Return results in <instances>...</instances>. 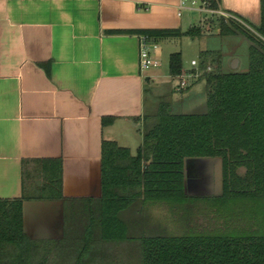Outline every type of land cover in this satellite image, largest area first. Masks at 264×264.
<instances>
[{
  "label": "trees",
  "instance_id": "obj_1",
  "mask_svg": "<svg viewBox=\"0 0 264 264\" xmlns=\"http://www.w3.org/2000/svg\"><path fill=\"white\" fill-rule=\"evenodd\" d=\"M259 1L255 35L232 21L216 25L219 37L248 41L245 72L222 71L215 52L199 55L205 113L174 114L169 104H160L143 116L135 155L102 142L101 195L91 208L87 242L69 264H264V0ZM209 7L218 9V1L209 0ZM202 33L200 24L185 32H110L145 36L155 44ZM208 63L210 72H204ZM181 72L180 54H171L169 76ZM112 122L102 118L104 126ZM188 159L220 161L219 196L186 194ZM61 185L60 160L22 162L21 197L0 200V264H63L57 252L67 240L31 241L22 224L23 202L64 201Z\"/></svg>",
  "mask_w": 264,
  "mask_h": 264
},
{
  "label": "crops",
  "instance_id": "obj_2",
  "mask_svg": "<svg viewBox=\"0 0 264 264\" xmlns=\"http://www.w3.org/2000/svg\"><path fill=\"white\" fill-rule=\"evenodd\" d=\"M217 1L219 10L258 27L259 0ZM179 4L0 0V200L21 197L23 161L60 160L62 167L64 201L22 204L29 240H65L74 230L69 210L98 205L102 142L131 153L130 135L141 128L146 111L145 90L161 84L159 66L139 70V36L110 32H183L191 12L178 15ZM102 118L113 122L104 126Z\"/></svg>",
  "mask_w": 264,
  "mask_h": 264
},
{
  "label": "rangeland",
  "instance_id": "obj_3",
  "mask_svg": "<svg viewBox=\"0 0 264 264\" xmlns=\"http://www.w3.org/2000/svg\"><path fill=\"white\" fill-rule=\"evenodd\" d=\"M202 16L191 13L190 21L183 26V32L193 26H197ZM251 34L255 35L253 26L247 25ZM248 41L242 36L219 37L214 31L209 33L203 30L202 36L196 39L181 37L160 43L159 61L160 85L157 88H147L145 114L155 113L160 104L170 105L174 114H203L206 112L204 79H201L203 72L199 69V55L202 52H215L218 54L221 70L224 72L236 71L242 73L247 70V48ZM178 53L181 57L183 72H191V62L197 64L196 68L201 74L197 80H189L188 88L181 92H175L178 81L169 77L168 59L171 54ZM234 61L237 66L234 70ZM211 64L208 63L209 67ZM143 129L133 131L130 135V150L134 155L142 138ZM123 146V145H122ZM185 191L190 197L218 196L220 193V162L218 159H188L185 161ZM68 221L74 224V230L68 233L62 249L57 255L62 259L63 264H69L74 256L81 250L84 241L88 238L85 231L88 230L91 219V209L88 204H78L74 210H69ZM80 238V241L78 240ZM73 239V240H71ZM90 240V239H89ZM71 241V242H70ZM73 241V242H72ZM87 242V241H86ZM74 243V244H72ZM94 249V248H93ZM56 255V256H57Z\"/></svg>",
  "mask_w": 264,
  "mask_h": 264
},
{
  "label": "built area",
  "instance_id": "obj_4",
  "mask_svg": "<svg viewBox=\"0 0 264 264\" xmlns=\"http://www.w3.org/2000/svg\"><path fill=\"white\" fill-rule=\"evenodd\" d=\"M181 10H186L191 13H197L202 16L199 23L203 30L207 33L214 31L218 33L216 25L218 22L223 20L224 22L232 21L239 26L243 27L246 30H251L246 26L241 20L236 18L233 15H230L226 12H223L219 9H214L209 7V0H180L178 7V15H180ZM255 33V32H254ZM157 49L155 43L149 40L145 36H139V70L141 72L150 70L152 68H157L159 62L154 57V51ZM197 64L191 62V67L193 70L191 72H181V74L175 79L178 81L177 86L175 87L176 92L184 91L188 88L189 80H197L200 77V73L196 68ZM204 72H210V67H207Z\"/></svg>",
  "mask_w": 264,
  "mask_h": 264
},
{
  "label": "water",
  "instance_id": "obj_5",
  "mask_svg": "<svg viewBox=\"0 0 264 264\" xmlns=\"http://www.w3.org/2000/svg\"><path fill=\"white\" fill-rule=\"evenodd\" d=\"M235 65L237 66V62L236 61H234V67H231L232 70H234L236 68ZM184 166H185V164H184ZM220 193H221V164H220ZM220 193H219V195H220Z\"/></svg>",
  "mask_w": 264,
  "mask_h": 264
}]
</instances>
